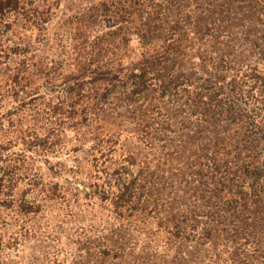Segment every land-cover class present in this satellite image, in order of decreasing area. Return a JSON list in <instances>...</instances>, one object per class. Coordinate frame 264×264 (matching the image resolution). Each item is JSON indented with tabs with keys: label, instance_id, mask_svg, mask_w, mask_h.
Listing matches in <instances>:
<instances>
[{
	"label": "trees",
	"instance_id": "obj_1",
	"mask_svg": "<svg viewBox=\"0 0 264 264\" xmlns=\"http://www.w3.org/2000/svg\"><path fill=\"white\" fill-rule=\"evenodd\" d=\"M0 264H264V0H0Z\"/></svg>",
	"mask_w": 264,
	"mask_h": 264
},
{
	"label": "rangeland",
	"instance_id": "obj_2",
	"mask_svg": "<svg viewBox=\"0 0 264 264\" xmlns=\"http://www.w3.org/2000/svg\"><path fill=\"white\" fill-rule=\"evenodd\" d=\"M193 5V7H196L197 5L196 4H192ZM243 11V10H242ZM242 11H238V12H232V14H231V16L230 17H233L234 19H236V20H238V25H240V23H241V21L243 20L242 19V16H241V14H242ZM246 14H248V12L246 13ZM234 16H237V17H234ZM238 26H236L235 28H237ZM236 30L234 29V31L233 32H231V35L232 36H234L235 35V32ZM237 41V40H236ZM236 41H232V42H230V44L229 45H234V44H236L237 42ZM134 55H136V57H137V54H134ZM53 159V158H52Z\"/></svg>",
	"mask_w": 264,
	"mask_h": 264
}]
</instances>
